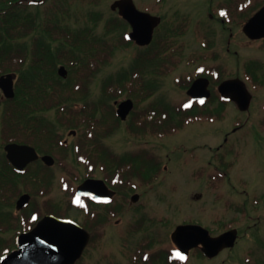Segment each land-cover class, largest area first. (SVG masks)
Listing matches in <instances>:
<instances>
[{
    "label": "rangeland",
    "instance_id": "374dc122",
    "mask_svg": "<svg viewBox=\"0 0 264 264\" xmlns=\"http://www.w3.org/2000/svg\"><path fill=\"white\" fill-rule=\"evenodd\" d=\"M208 1L164 0L162 2L159 0H134L138 9L160 15L164 24L163 27L167 25L166 20H174L179 23L181 16H186L184 18L187 19L186 33L179 40L182 43L179 49L183 52L181 61L171 73L156 80L157 86L155 87V92H162L161 96H164L163 100L165 101L180 103L187 99L185 91L175 86L176 79L192 73L189 65V52L193 43V38L191 37L192 21L196 16H205L204 10ZM111 2L112 0H46L40 3L37 8L43 17H58L74 28L85 25L92 26L95 20L90 17V13H99L102 16L96 22L95 33L102 35L105 20L117 15L116 11L110 9ZM257 2L258 0H248L245 2L243 4L245 13H249V9L258 5ZM37 8L36 6H32L30 10L34 12ZM45 14L47 15L44 16ZM208 21L212 29L214 27L213 30L220 34L218 44L223 49L226 45L230 46L229 54L224 57L228 58L230 64H233L232 68H234V71L237 65H235L236 60L231 54L233 53V49H238V57L245 64L255 62L260 66L259 69L261 68L260 73L264 74V40L255 41L248 39L241 32V26L220 31L219 24L215 20L208 19ZM237 25L241 24L238 23ZM228 26H231V24ZM163 27L159 28L160 31H163ZM231 32L232 36L229 35ZM228 40H230L229 44H227ZM137 50L138 48L130 45L129 47L122 46L116 49L110 61L107 64H102L90 79L88 85L90 98L94 100L100 99L103 82L108 77H115L130 68L133 61L132 57ZM232 74L235 73L232 72ZM147 78L153 79L151 76ZM247 84L253 94L247 111L239 112L234 105L230 104L226 107L222 119L207 121L204 124L198 123L197 125L187 122L183 128L184 130L180 133L176 132L165 136L162 141H155L156 144H159V146L157 145L158 151L165 157L162 160L163 164L168 165L163 178L159 182L140 186V181L137 178H133L132 176L124 177V180H129L128 185L124 187L125 190L129 189L130 185L135 184L140 188H136L140 195L136 203L139 207L132 204L130 209H124L121 214L123 223L121 222L120 225L126 226L131 219L134 220L142 212L145 213L146 217H149L143 227V222L141 224L137 223L136 226L142 228L141 231L136 232L134 235H127L128 238L130 237L129 248L126 251L127 254L133 252L134 246L137 243V248H139V253L136 252L137 256L144 249L152 253L160 250L166 254L168 250L174 251L171 239L172 231L177 224L190 221L209 227L213 235L222 232L225 226L235 227L237 228L238 239L233 248L225 249L212 260L199 257L192 250L189 261L183 264H264V84L256 86L250 83ZM122 95L124 94L118 96L121 97ZM152 98L156 99V94ZM109 102L112 103L113 99ZM142 105L144 103H138L137 106L141 108ZM43 114L50 116L52 112ZM234 126L240 127L232 131ZM70 129L64 127L58 133L70 140L79 136L84 130L82 127H79L75 131V136L70 137L68 136ZM114 133L115 135L111 136L110 141L112 140L116 145V151L121 155L126 154L131 148L142 146V144H139L142 142V139H135L127 135L123 130V124ZM225 134L228 136V145H224V149L233 146L235 154L229 157L228 162H226L227 165L224 166L227 173L220 174L214 169L219 164L215 162L208 164L207 160L215 161V159L210 158V151L213 152V147L223 142L222 139ZM150 143H153L152 140H150ZM183 146L196 148L197 154L201 156L196 166L212 169V173L191 174L194 166L191 168L188 166L184 168L175 166L174 160ZM210 146L213 149L209 148ZM167 156L171 157L172 160L168 161ZM69 158L63 160L64 162H61L60 165L63 168L73 166L75 170H78L76 163L74 161L70 162ZM60 165H55L53 170L61 171L59 169ZM221 168L220 166V170ZM79 174L81 173L77 171L72 172V174H57L48 183L52 193L56 195L60 192L58 184L61 183L59 179L61 175L65 176L64 181H67L70 188L74 189L79 182ZM139 190L148 191L139 192ZM126 191L128 195L131 193L129 190ZM37 194L40 195L38 192L31 193L34 196L31 201L35 199L37 201L36 204L40 205L43 194L40 196H37ZM128 195L127 204L129 203ZM62 196L63 194L57 198H62ZM117 199L125 198L122 194ZM33 207L37 206L31 204L29 209ZM142 209L144 210L142 211ZM11 210L15 213L14 205ZM26 211L30 212L31 210L27 209ZM72 214L76 215L75 212H72ZM14 235L15 232L13 231L4 235L0 234V236L8 238ZM147 241L151 248L148 247V244L144 243ZM142 243L148 246L141 247ZM112 247L114 248L113 245ZM116 247L119 249V245L116 244ZM121 256H114L116 260L114 261L115 264H128L127 261L131 262L129 255ZM149 258L143 262H146V264H152V262L158 264L160 261L156 259L151 262V258ZM97 259L98 254L96 251L90 249L85 257L80 260L79 264L96 263Z\"/></svg>",
    "mask_w": 264,
    "mask_h": 264
},
{
    "label": "flooded vegetation",
    "instance_id": "af4514ba",
    "mask_svg": "<svg viewBox=\"0 0 264 264\" xmlns=\"http://www.w3.org/2000/svg\"><path fill=\"white\" fill-rule=\"evenodd\" d=\"M238 7L239 0H209L205 9L207 17L211 20L214 19L215 22L219 24V30L222 31L239 27V25H237L239 23L238 16H235V14L238 15L239 13V11L236 10ZM225 9L226 11H230V15L236 19L235 21L232 19L231 26H228L229 24L226 25L225 19L219 16V11L221 12V10ZM213 29L207 18L202 16L194 17L191 29L193 43L190 48V68L192 71L190 84L196 79L204 78L207 80V89L209 92L207 99L203 101H198L197 99L192 100L190 110L195 119H197L198 113L200 118H204L205 114L211 111L222 112L226 110L229 103L234 104L232 101L230 102L222 97L218 87L224 80L230 78L243 79L246 76V66L244 61L238 57V49H233V53L231 54L236 60L235 65H237L234 71V68H232L233 64H230L228 58L224 57L229 54L230 46L226 45L228 47L225 46L223 49V47L218 44L220 34ZM229 35L232 36V32ZM229 42L230 40L227 41V44H229ZM232 72L235 74H232ZM154 94H156V98L158 99L157 103L163 104L164 96H161L162 92L154 91L153 95ZM159 106L160 109H162V106ZM79 126L84 129L79 137L68 140V138H64L58 133L60 129L66 128V125L57 123L39 125V127L55 130L52 133H44V135L56 136L55 138L42 139L37 142V152L40 156L46 154L51 155L59 164L64 162L63 160L66 158L71 157L69 161H74L76 163L78 166L77 171L81 174L78 176L79 182L74 189L70 188L68 182L64 181L65 176L61 175L59 177L61 183L58 184L60 192L54 195L50 189L49 192L43 194V196H41L42 203L37 208V211H41L42 216L45 214H52L59 218L74 220L88 232V243L80 259L75 264H79L80 260L85 257L90 249L95 250L98 254L96 263L90 264H115V255L119 257H122L121 255H129L131 262L129 261V263L127 261L128 264H146V262L143 261H146L148 257L151 258V262L152 260L158 259L160 260L158 264H169L167 255H164V252L160 250L152 253L144 249L143 252L140 253L141 255L139 254L137 256V253H139V248H137L138 243L134 246L133 252L130 254L126 253L129 248L128 243L130 240V237L128 238L127 235H134L136 232L141 231L142 228L136 226L137 223L141 224L143 222V227L144 223H147L149 217H146L145 213L142 212L139 213L134 220L131 219L129 222L130 224L128 223L126 226L123 225L124 227L120 225L121 222L123 223L121 214L124 209H130L132 204L136 205L140 195L137 191L140 188L135 184L130 185V188L126 189L131 192L128 195L125 188L117 187L115 156L120 153H117L116 145L112 140L110 141L111 136L115 135V126L108 123H83ZM134 127L135 124L133 123L123 124V130L126 131H131V128ZM137 127L143 129L149 128L150 132L140 135L142 138V142L139 143L142 144L141 147L131 148L126 154L129 156L140 154L142 156L145 174H127V176L137 178L140 181V186L151 185L152 182H159L163 178L165 169L168 168V165L163 164L162 160L165 159V157L158 151L159 148L157 145L159 146V144H156L159 139L158 137L162 135L161 131L163 129V124L151 123ZM90 130H96V132H91ZM126 134L133 137L131 132ZM73 136L75 135L73 134ZM150 140H152L153 143H150ZM209 148H212V146ZM223 149L222 143L216 145L213 152L211 151L210 158L222 161L226 157L227 152H229V150L223 152ZM184 151H186V149H184ZM195 151L196 148L190 147L189 155L178 154L175 158L177 161L174 160L175 166L181 167L183 165H190L194 166L191 174H207L206 167H196L197 158L201 156H197ZM38 160L41 163L37 164V166L41 170L37 173L33 171L28 172L29 174L26 175V178L53 180L59 173H71L68 168L59 167L61 171L53 170L54 174H50V172L42 166L43 162L40 159ZM167 160L171 161L172 159L167 156ZM211 162V160H207V163L210 164ZM69 168L75 169L73 166ZM86 179L103 180L106 188H103L102 183L99 182L94 189V193L98 194L97 197L84 194L77 195V186ZM136 188L138 189L136 190ZM142 191L146 192L148 190ZM142 191L139 190V192ZM61 194H63L65 198L63 196L62 198H57ZM122 194L125 199H117L118 196ZM127 195L130 204L126 202ZM134 196H136L135 200H133ZM77 197H79V202L76 201ZM136 206L139 207V205ZM143 210L144 209H142V211ZM72 212H75L76 215H73ZM119 214L120 216H118ZM157 219L159 220V218ZM183 223H189V221H184ZM14 241L16 242V237ZM144 243L149 245L148 241ZM116 244L119 245V249H117L118 247H116ZM145 244L142 243L141 247L148 246ZM148 247L151 248L150 245ZM169 256L172 257L171 254H169ZM152 264L154 263L152 262Z\"/></svg>",
    "mask_w": 264,
    "mask_h": 264
},
{
    "label": "trees",
    "instance_id": "16d2710c",
    "mask_svg": "<svg viewBox=\"0 0 264 264\" xmlns=\"http://www.w3.org/2000/svg\"><path fill=\"white\" fill-rule=\"evenodd\" d=\"M28 3L29 0H0V74H17L15 95L12 99L3 100L4 110L0 114V122L6 125L4 132L7 136L21 141L40 138L36 136L40 130L18 125L52 122L40 117V112L49 108L58 107V115L67 114L62 121L60 118L58 121L70 125L77 122L68 101L80 92L77 85L84 81L87 70L94 68L96 61L101 64L108 61L117 46L115 40L118 36L121 37L122 30L126 27V23L120 18H109L105 23L104 34L100 36L95 33V28L101 14H90L95 20L92 26L72 28L67 23H61L58 18L47 19L37 10L31 11ZM125 44H130V41ZM156 48L155 43L147 47L150 61H156L158 57ZM142 59V54L138 53L134 60L136 65L131 72L126 78L118 79L117 90H125V81L130 79L132 92L142 91L141 80L137 78L141 74ZM58 63H64L68 68L66 79L57 75ZM108 85L109 80H105L102 87L105 94L109 92ZM104 97L110 98L108 95ZM104 105H101L103 120L118 123L119 119L115 116L112 105H109V109L103 107ZM175 116V113L165 111L166 122L173 123ZM24 176V172L17 173L2 157L0 233L13 231L16 234L24 229L27 220L11 210L15 199L23 191L33 194L42 188L38 185L39 180L26 179ZM11 238L0 237V256L15 246Z\"/></svg>",
    "mask_w": 264,
    "mask_h": 264
},
{
    "label": "water",
    "instance_id": "95a60500",
    "mask_svg": "<svg viewBox=\"0 0 264 264\" xmlns=\"http://www.w3.org/2000/svg\"><path fill=\"white\" fill-rule=\"evenodd\" d=\"M112 9L118 8L119 13L132 25L130 37L138 44H148L152 38L154 27L159 23L160 18L149 13L139 11L132 0H116L111 4ZM245 34L252 39L264 37V5L248 19L243 27ZM61 75L66 74L64 66L58 70ZM203 84L199 81L197 87L194 84L189 88L188 93L201 91ZM0 88L7 97H12L13 76L5 74L0 76ZM220 90L227 97L235 100L241 110L248 108L251 95L245 84L238 80L225 81L220 85ZM132 107V101L126 100L119 104L117 114L125 118ZM7 157L11 163L22 170L32 159L37 157L34 149L27 145L11 143L5 146ZM50 157H43L51 164ZM86 181L79 189H92ZM136 196L133 197V200ZM29 201L28 194H22L16 207L19 209ZM173 241L186 253L188 249L201 245L202 251L209 257L216 255L225 247H232L237 238V230L229 229L218 236L212 237L209 231L199 224L177 225L172 233ZM88 239L87 232L78 224L61 220L53 216H45L38 221L36 226L18 237L17 249L12 250L1 259V264H72L81 254Z\"/></svg>",
    "mask_w": 264,
    "mask_h": 264
},
{
    "label": "snow or ice",
    "instance_id": "6c2138e0",
    "mask_svg": "<svg viewBox=\"0 0 264 264\" xmlns=\"http://www.w3.org/2000/svg\"><path fill=\"white\" fill-rule=\"evenodd\" d=\"M98 199H99V198H98ZM76 201H77V202H79V197H77V198H76ZM32 218H33V220H35V219H36V216H35V215H33V217H32ZM177 255H180V256H181V258H183V256H182V254H181V253L177 252Z\"/></svg>",
    "mask_w": 264,
    "mask_h": 264
}]
</instances>
